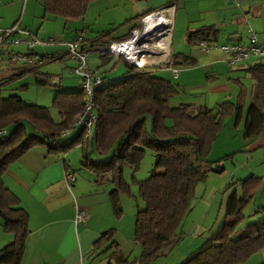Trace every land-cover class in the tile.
<instances>
[{"label":"trees","instance_id":"16d2710c","mask_svg":"<svg viewBox=\"0 0 264 264\" xmlns=\"http://www.w3.org/2000/svg\"><path fill=\"white\" fill-rule=\"evenodd\" d=\"M94 1L97 0H42V17L79 20ZM153 12L156 10H146L129 20L140 21ZM136 28L139 25L119 37L111 36L110 32L99 33L86 43L98 50L111 42L127 39L130 31ZM216 33L213 27L188 30L186 41L214 40ZM111 57L99 56V67L109 63ZM60 59L52 58L43 65ZM172 61L176 68L195 63L182 55H173ZM121 62L125 66L122 77L103 83L106 79L99 74L102 83L93 92L95 118L86 138L84 129L77 125L86 106V96L80 86L72 92L57 90L59 84H50L53 76L40 71L43 65H21L11 69L10 79L31 76L36 85L55 89L51 107L58 121L53 120L48 109L26 103L16 96L0 99V226L12 237L9 244L0 248V264H20L29 234L28 215L2 182L7 168L26 151L45 146L48 152L58 156L78 147L81 165L93 175L94 184L106 182L111 186L107 199L111 215L117 221L122 216L118 193L129 194L123 170L128 167L136 171L145 153L150 152L153 156L150 174L137 183L143 207L134 214L132 240L139 246L138 256L130 261L121 253L114 241V229L99 234L92 245V253L107 252L108 264H154L163 256L167 243L182 237L181 224L191 209L195 186L204 183L210 174H221L224 170L221 161L231 157L208 160L224 120L233 116L235 124L239 122L248 97L243 139H255L264 130V66L261 64L245 69L253 85L247 90L238 82L233 103L224 101L214 108H193L188 104L170 107L169 100L182 89L156 77L152 68H136ZM147 118L150 119L149 129L145 126ZM71 131L75 132L71 134ZM64 133L66 135H62ZM93 152L99 158H107L93 160ZM61 163L64 165V158ZM64 168L67 171L66 166ZM237 182L240 195L234 190L227 197L223 221L178 264H242L264 248V218L246 224L243 235L234 237L243 219L242 209L259 193L264 178L250 176Z\"/></svg>","mask_w":264,"mask_h":264},{"label":"rangeland","instance_id":"374dc122","mask_svg":"<svg viewBox=\"0 0 264 264\" xmlns=\"http://www.w3.org/2000/svg\"><path fill=\"white\" fill-rule=\"evenodd\" d=\"M26 2H28V9L29 7L31 9L29 13L26 12L24 18L27 19L28 17L29 21H33V23L36 24L33 28L34 30L32 31L37 30L38 33H41V31H49L53 34L48 36L51 44L45 46V49L59 47L62 51L66 52L64 42L75 38V36L77 35H82L87 40L103 32H110L111 36H121L125 34L131 27L139 25V20H129L136 14L135 6H133L129 2V0L94 1L86 7L82 18H80L79 20H66L62 18L50 17L41 19V0H20L18 8L16 9V7H12L8 9L9 13L5 14L3 20L1 21L9 22L12 20V18L16 19L18 16L20 17L22 5ZM166 2L168 3H163V6L158 9H148L147 11L156 10L157 12L165 6L172 5V14L174 18L172 17V25L170 28V49L171 51H181L183 47L184 51L188 53V55L195 58L201 64L202 61H205V59H207L206 54L201 53L199 49L194 45H187L185 43L186 37L184 36L185 26L183 27V13L189 8L194 9V6H192L191 4H184L183 0H172V3H170V1ZM181 5L185 9L184 11L180 9ZM33 9H35V15L32 13ZM16 22L20 23V19H18ZM32 31L30 32L33 33ZM10 39H12V37ZM180 47L181 49H179ZM7 49L8 51H11L13 53H26V48L21 45H9L7 46ZM40 49L42 48L35 47L33 51L40 56ZM54 56L61 57V59L58 61L46 63L40 68V71L51 74L54 76L52 78L58 79L59 87L57 90L62 92L77 91L80 86V80L71 72V69L74 68L73 62L70 61L66 55L57 54ZM114 59L115 61H110L103 67H99V53L97 51H93L87 54L86 63L92 70V73L97 75L101 73V77L106 78L103 83H106L108 81L115 80V78H120L121 73L125 72L124 64L120 60H118L117 57H114ZM91 64H97L98 69L94 66H91ZM13 67L15 66L6 65L2 58V61L0 62V99H5L9 96H16L26 103L46 108L50 112L53 120L57 122V114L51 107V99L55 93V89L48 86L44 87L36 85L31 76H24L18 79H10L9 77L11 75V68ZM154 68L152 69L155 70L154 75L156 77L162 78L174 85L180 86L178 81L176 79H173L171 74L167 72V70H156V67ZM195 69L196 70H194L192 76L187 82H189L190 84H205L204 76L208 72L207 69L201 70L202 67H197ZM178 71L181 72V70L179 69ZM234 71L235 70L231 72L230 77L235 80L236 75ZM236 91L237 87L232 85V87H229V90L224 93V96L216 99L219 101L214 103V101L211 99L208 103V107L214 108L216 104L222 103L224 101L233 103L235 101V96L237 93ZM205 95L206 94H204V96ZM201 101L202 98L200 99V96L196 94L184 93L183 91H181L177 96L169 100V106L175 107L179 104L198 103V106H192L193 108H198L202 104ZM245 116L246 106L243 109L241 120L239 122L237 121L236 124L235 118L233 116L224 120V127L218 136V140L214 144L213 151L208 157V160H218L217 158H221V156L229 154L233 150H236L237 146H240L241 143H244L242 132L245 122ZM145 126L147 129H149V118L146 119ZM74 132L75 131H71V134H73ZM6 133L7 132H4V134ZM262 153L264 152L256 154L250 158L249 154L236 152L232 160L229 159L221 161V164L224 167V170L221 174H210L204 183H199L195 186L193 198L190 203L191 209L184 218L180 228L183 235L181 238L172 240L171 242L166 244L165 248L163 249V256L158 259L157 262L161 261L164 264H178L183 258L187 256V254L195 250L200 245L203 239L207 238L217 229L224 218V206L227 197L234 190L236 191L237 195H240L238 185L239 183L236 180L243 179L247 176V174L250 173L254 176L264 177V154ZM250 154L253 155V153ZM58 157L59 160H61L62 158H66V165L70 167V169L73 170V172L76 174L77 181H79V179L81 178L85 179L84 177H89L92 183H94L93 175H91L81 165V153L78 147L73 148L63 155H58ZM91 158L93 160H105L107 157L99 158L93 152ZM152 164L153 156L150 152H146L136 171H132L128 167L124 168L123 180L129 189V194L118 193V202L122 212L120 220H115L111 215L113 229L115 231L114 239H117L121 242L123 246V254L124 256L128 257L130 261L137 257L140 251L139 246L132 240L134 214L137 210L142 209L143 207L142 202L138 196L137 183L148 178L152 169ZM241 169H246L247 173H245V175L241 174L242 172L239 173ZM230 183L233 184L227 187V185ZM94 186L96 187V189H98L99 194H101V190H107V193L111 190V186L106 182L99 185L94 184ZM66 192L68 193V191ZM70 192L71 194H73V196H75L73 187H70ZM262 207H264V182L259 193L256 194L251 201L246 203V205L242 209L243 219L236 228L234 237L243 235L244 227L246 224L264 218V209H260ZM196 227H198L199 230L195 235H193L192 232ZM256 259L257 258L252 257L242 264H257L258 262L256 261Z\"/></svg>","mask_w":264,"mask_h":264},{"label":"crops","instance_id":"0c3cea01","mask_svg":"<svg viewBox=\"0 0 264 264\" xmlns=\"http://www.w3.org/2000/svg\"><path fill=\"white\" fill-rule=\"evenodd\" d=\"M142 1L145 3L144 11H146L148 9H158L163 6V3H168L166 1L171 2L172 0ZM183 1L184 4H191L194 6V9L189 8L186 11H184L185 9L182 5L180 6V9L184 11L183 27L185 26V37L188 30H195L200 27H213L217 31L216 38L204 42L211 43L214 46L234 42L245 44L249 36L248 29H250L258 41L264 42V0H236L239 4L238 7L233 4L232 0ZM129 2L133 6L136 4V0H129ZM19 3L20 0H0V30L11 27L18 19H20L19 24L21 28L29 31L34 30L33 28L36 24L33 23V21H29L28 17L27 19L24 18L26 12L29 13L31 9L30 7L28 9V2L22 5L20 17L18 16L16 19L12 18L9 22L1 21L5 14L9 13L8 9L12 7H16L17 9ZM35 9L32 11L34 15ZM163 9H170L172 25L173 6L168 5L160 10ZM41 19L44 18L41 16ZM32 32L40 41H48V36L53 35L49 31H41V33H38V31L35 30ZM168 39L170 49V34ZM86 40L87 39H85V41ZM69 41H65L64 43ZM196 42L197 40H194L192 43H187L185 38V43L187 45H194L196 47ZM87 46L90 48L88 44ZM45 48H42L43 50L40 49V56L45 54L65 55V52L59 47L50 49ZM90 49L91 52L96 51L93 50L94 48ZM179 49H181V47ZM34 53L36 54V52ZM173 55L187 56L194 60L195 63L193 66L183 68L177 67L181 72L178 71L176 80L184 93L200 96V99L202 98L200 107H206L207 105L206 108H209L208 103L211 99L214 103L219 101L216 99L224 96V93L228 91L229 87H232V85L238 87V82L249 90L253 82L249 80L248 76L244 73L245 69L255 64L264 66V58H250L234 68L230 67L225 63V57L217 50L207 53V59L202 61L201 64L195 58L188 55L183 47L181 51H171L170 49L171 61ZM114 57L117 56H112L111 61H115ZM117 58L122 61L119 57ZM91 66L97 68V64H91ZM197 67H202L201 70L207 69L208 71L204 76L205 84H190L187 82ZM87 68L90 72L92 71L88 65ZM233 70H235V80L230 77ZM123 74L124 72L121 73V77ZM236 92H238V88ZM204 94L206 95L204 96ZM248 102L249 100L247 97L244 107H247ZM188 105L198 106L199 104L195 103ZM242 113L243 111L241 112L239 121L242 118ZM243 141L244 143L237 146L236 150H231L232 152L224 156H231L229 159L232 160L236 152L249 154L250 158L264 152V130L257 138L249 141L243 139ZM250 153H253V155ZM224 156H221V158ZM65 159L66 158H64L63 165L59 157L48 152L45 146L35 147L26 151L18 160L12 163L2 176L4 187L19 200L21 208L24 209L28 215L29 234L24 243V252L20 264H108L107 252L99 255L97 253H92V245L99 237V234L113 229L112 217L106 196L107 190H101V194H99L98 189H96L89 177H84L85 179L81 178L79 181L76 179L70 186H67L63 181V174L64 172L73 170L66 165ZM64 166H66L67 171H65ZM239 173L245 175L247 171L246 169H241ZM250 176L264 178L263 176H254L251 173L247 174L245 178ZM70 187H73L76 197L71 194ZM66 191H68V193ZM75 208H80L85 211L87 216L85 223L78 225L74 224ZM198 227L192 232L193 235L199 230ZM11 241V235L4 233L0 228V248L9 244ZM114 241L123 254L121 242L117 239H114ZM252 257L257 258V264L263 262L264 248L250 258ZM154 264L164 263L158 261Z\"/></svg>","mask_w":264,"mask_h":264},{"label":"built area","instance_id":"2783aa9c","mask_svg":"<svg viewBox=\"0 0 264 264\" xmlns=\"http://www.w3.org/2000/svg\"><path fill=\"white\" fill-rule=\"evenodd\" d=\"M233 3L238 6L235 0ZM168 9L159 10L144 16L139 21V28L132 29L127 39L112 42L106 47L96 50L99 56L112 55L119 57L124 63L136 68L149 67L167 70L173 79L177 78L178 69L174 66L170 59L169 34L171 28V20L167 28L156 29L150 28L149 19L163 14ZM167 30V31H165ZM248 39L245 44L234 42L226 43L220 46H214L211 43L199 41L196 47L202 53H209L218 50L226 57L225 63L229 66H237L250 58L264 57V42H259L255 35L248 29ZM12 37V39H10ZM51 41H40L33 33L20 27L19 22L14 23L11 27L0 30V62L6 65L14 66H42L45 61L57 58L54 55L45 54L39 56L33 52L35 47L44 48L50 45ZM21 45L26 48V53L18 54L8 51L7 46ZM65 55L73 62L74 68L71 72L80 80V87L86 96V106L83 113L77 120V125L84 129V138H86L91 130L94 121L93 113V92L96 87L102 83L99 75L90 72L87 69L86 56L91 49L82 35H77L73 40L64 43ZM154 59L155 64L139 65V59ZM155 69V68H154ZM66 135V133L62 134ZM61 135V136H62ZM76 179L74 172H66L63 174V181L67 186L72 184ZM87 220L86 213L83 209L75 208L74 224H82Z\"/></svg>","mask_w":264,"mask_h":264},{"label":"bare ground","instance_id":"6f19581e","mask_svg":"<svg viewBox=\"0 0 264 264\" xmlns=\"http://www.w3.org/2000/svg\"><path fill=\"white\" fill-rule=\"evenodd\" d=\"M170 20L171 18H170V9H169L165 11L163 14L150 18L148 24L150 25V28L165 29L168 27ZM147 64L151 66L155 64L154 59L152 60H148L144 58L139 59V65H147Z\"/></svg>","mask_w":264,"mask_h":264},{"label":"water","instance_id":"95a60500","mask_svg":"<svg viewBox=\"0 0 264 264\" xmlns=\"http://www.w3.org/2000/svg\"><path fill=\"white\" fill-rule=\"evenodd\" d=\"M144 6L145 3L142 0H136V4H135V9H136V16H141L145 11H144ZM58 79L56 78H51L50 79V84L55 86L58 84Z\"/></svg>","mask_w":264,"mask_h":264}]
</instances>
